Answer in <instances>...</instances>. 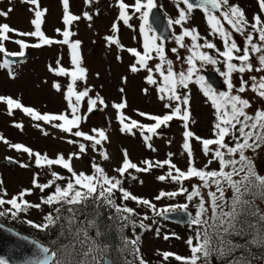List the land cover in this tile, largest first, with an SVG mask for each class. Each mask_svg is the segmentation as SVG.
<instances>
[{
  "label": "snow or ice",
  "instance_id": "obj_1",
  "mask_svg": "<svg viewBox=\"0 0 264 264\" xmlns=\"http://www.w3.org/2000/svg\"><path fill=\"white\" fill-rule=\"evenodd\" d=\"M21 2L33 6L29 10L33 12L30 23L34 30L24 32L8 23H0V68L9 69L10 78L14 79L15 73L11 68L15 61L4 57H23L24 50L29 47L52 44L68 46L73 67L71 69L63 67L59 59L55 68L49 67V70L56 75L70 78L64 97L68 107L59 113H42L31 106H25L18 98L5 95H0V103L6 105L10 116L14 115L16 110H20L34 121H42L69 134L72 138L68 139L67 143L75 145L78 149L69 153L67 157L61 153L55 158H50L47 154L34 152L20 143H10L0 136V141L8 144L10 148L35 157V166L48 168L52 177L46 183H40L39 173H36L32 188L22 189L8 199H5L8 196L6 188L0 187V216L10 215L16 218L32 208L39 210L47 205L53 210L43 216L41 223L32 220H28L27 223L39 231L59 226L62 236L71 237L68 245L61 244L57 248L45 246L38 240H31L30 243L36 251L24 264H116V261L110 257L111 246L105 239L107 225L101 217L100 209L112 208L114 214L107 219L118 223L121 230L129 224L134 231L137 227L151 228V225L143 223L144 220L150 219L147 213L143 214L139 224L132 219L140 216V213L135 208L129 207L125 203L127 201L147 208L156 216L169 218L170 214L179 211L187 217L183 222L187 223L194 232V235L185 241L191 255L185 257L164 251L161 253L163 261L174 258L180 264H218V262L254 264L257 259L264 260V255L254 254L252 251L253 248L264 250V208L260 206V203H264V175L259 174L255 165V157L261 149H264V106L250 113L253 98L244 95L251 91L259 102H264V75L253 74L247 79L244 78L245 73H264V0H258L260 11L254 14L251 20L248 19L244 9L232 0H174L177 16L167 18L166 31L173 30L176 26L180 28V32L174 33L176 47L171 49L166 48L168 36L154 26V10L160 7L157 0H134L131 4L126 3L125 0H116L119 13L112 25L113 33L119 32V22L132 28L130 21L139 14L138 18L141 21L139 31L143 37L142 51L137 48H125L116 35L106 36L105 40L109 45H117L135 58L129 70L132 73L146 71L148 73L145 77L146 82L157 86L158 98L167 101L164 107L168 109L162 115L138 112L139 116L152 121L144 124L126 115L124 111L128 107L126 99L113 103L112 107L116 110V118L121 126L120 131L135 135L134 129L138 130L146 146L155 151L151 143L153 136L159 135L158 130L168 126L174 119L180 120L185 128L182 149L188 158L186 169H181L173 162L171 153L169 158L162 161L146 159L141 162L144 167H140L132 162L125 150L120 167L114 170L116 176H110L98 163L91 164V173L77 172L73 167V160L80 159L89 149L94 152L99 150L104 160L110 158L102 147L103 143L109 140L107 131L103 128H93L85 132L81 127L87 119V114L92 113L98 106L108 107L99 93L94 97L89 95L92 91L90 87L77 90V81L85 83L87 81V69L82 66L79 51L82 42L71 39L74 35L71 25L79 21L81 16L69 11V0H62L64 10L62 19L66 27L63 31L56 30L63 37L57 40L48 37L42 30L47 10L41 8L40 0H21ZM86 3L91 4L93 0H86ZM13 10L12 7L0 10V17L7 19ZM196 10L203 13L212 39L201 36L198 28L189 26ZM82 15L89 21L93 19L88 12ZM236 35L243 37V45L234 38ZM25 37L37 38L39 42L30 44L24 39ZM216 38L222 42L223 50L215 42ZM186 39H190L191 43H186ZM6 42L15 43L20 51L10 52ZM180 49H184L188 54L181 55ZM169 52L174 54L176 61L179 62V70L169 58ZM152 61L158 62L151 64ZM221 64L224 70L221 71L219 68L216 70L224 78L226 90L216 89L202 74L206 66ZM234 73L240 74L238 85L234 82ZM156 74L159 75V79ZM123 80L126 83L127 78ZM191 84L199 86L200 91L215 110L216 119L212 138L197 136L189 128ZM53 86L57 91H61L58 82ZM120 91L123 93L125 90L121 88ZM143 91L147 93L148 90ZM85 99L88 105L87 113H82L81 106ZM15 126L22 128V124L19 123ZM36 126L40 127L39 124ZM193 140L201 144L203 154L209 158L203 167H198L196 164L192 148ZM213 163L218 164V168H210ZM56 166L65 169L70 175L65 177L52 170ZM21 167L27 168L30 165L21 164ZM164 167H167L166 174L158 176L157 179L162 182L169 181L178 187L174 191L161 190L153 200H172L182 196L184 203L158 208L153 200L137 196L124 187L126 178H137L131 176L129 170L147 173L154 168ZM193 179L198 180L199 183L192 184L190 188L185 187V182ZM57 181H66V183L61 184ZM2 185L3 180L0 179V186ZM33 189H39L42 193L47 189L54 190L46 196H41L40 203L34 204L25 199L32 194ZM117 198L121 203H117ZM190 206L195 208L194 214L189 211ZM157 235H159L158 228ZM169 238L170 235L166 233L164 239ZM120 239L122 251L133 257V260H126L125 264H134V261L138 264H149L141 254L138 233L134 237L122 234ZM0 264H11V262L0 256Z\"/></svg>",
  "mask_w": 264,
  "mask_h": 264
},
{
  "label": "rangeland",
  "instance_id": "obj_2",
  "mask_svg": "<svg viewBox=\"0 0 264 264\" xmlns=\"http://www.w3.org/2000/svg\"><path fill=\"white\" fill-rule=\"evenodd\" d=\"M125 2L131 4L134 0H125ZM232 2L239 4L244 9L249 20L260 11L258 0H232ZM157 4L160 6L158 9L163 13L166 20L168 17L175 18L177 16L174 0H157ZM40 6L42 9L47 10L42 30L50 38L62 39V35L56 31L57 29L63 31L66 27L62 19L64 15L62 0H40ZM8 7H12L14 10L7 19L0 17V23H8L13 28L24 32L34 30L33 25L30 23L33 19V12L29 10L33 7L32 5L22 3L21 0H0V10H7ZM69 11L74 15L81 16L79 21H75L71 25V31L74 33L71 39L82 42L79 51L82 57V66L87 69V81L86 83L77 81V90L90 87L92 89L90 96L94 97L96 93H99L108 104L107 108L98 106L92 113L87 114V119L82 123L81 127L85 132H89L93 128H103L107 131L109 140L104 142L102 147L110 157L108 160H104L99 150L94 152L89 149L80 159L73 160L75 171L91 173V164L98 163L104 167L110 176H116L117 173L114 170L120 167L125 150H127L132 162L140 167H144L141 162L146 159L162 161L169 158L171 153L173 154L171 156L173 162L181 169H186L188 158L182 149L183 132L185 131L182 121L174 119L168 126L158 130L159 135L153 136L151 140L155 149L153 151L146 146V142L138 130L134 129L135 135L120 131L121 126L116 118L117 113L112 107L113 103H119L122 99H126L128 104V107L124 110L126 115L132 119L142 121L144 124L152 123V121L139 116L138 112L162 115L168 111L164 107L167 101H161L158 98L157 86L146 82L145 77L148 73L146 71L132 73L129 70V66L134 62L135 58L119 46L109 45L105 40L106 36L116 35L120 44L125 48H137L142 51L143 37L139 31L141 23L138 18L139 14H136L130 21L133 25L132 28L124 25L123 22H119V32L113 33L112 25L117 20L119 13L116 0H93L91 4L86 3V0H69ZM84 12L91 14L93 19L89 21L83 18L82 14ZM189 26L198 28L201 36L212 39L209 36V28L201 11L196 10L193 13ZM179 32L180 28L174 26L172 30L173 36L166 43L167 49L176 47L174 33ZM234 38L243 45V37L236 35ZM24 39L30 44L39 42L34 37H25ZM185 42L191 43L190 39H186ZM215 42L223 50V44L219 38H216ZM6 47L10 52L20 51L19 46L12 42H6ZM24 52L30 53L29 59L24 63L12 65L11 71L15 73L14 79L10 78L9 69L0 68V95L18 98L25 106H31L42 113H59L67 109L68 105L64 97L70 78L56 75L49 70V67L55 68L59 59L63 67L71 69L73 65L69 47L62 44L42 45L40 47H29ZM180 53L183 56L188 54L184 49H180ZM169 58L174 61L175 67L179 70L180 64L176 61L175 55L169 52ZM253 60L255 62V57H253ZM157 62L152 61L151 64ZM184 67H187V65H184ZM217 68L221 71L224 70L222 64L217 66L208 65L202 70V74L214 71L220 75L216 70ZM253 74L257 76L264 75V73H245L244 78L247 79L249 75ZM156 75L159 79V75ZM125 77L127 78L126 83L123 80ZM239 77V73H234V82L237 85L239 84ZM221 78L224 81L222 76ZM57 82L61 85V91H57L53 86ZM121 88L125 90L123 93L120 91ZM144 89L148 90L147 93L143 91ZM189 91L191 97L189 128L195 135L209 138L213 132V124L216 119L215 110L211 102L200 91L198 85L191 84ZM244 95L253 98L252 108L249 109L250 113H254L256 108L264 106V102H259L253 92L249 91ZM87 108V99H85L81 106V112L87 113ZM17 123L22 124V128H17L15 126ZM37 124L40 127H37ZM45 132L47 135H45ZM0 136H3L10 143H20L34 152L47 154L50 158H55L61 153L67 157L69 153L78 151L75 145L67 143V140L72 138L69 134L42 121H34L20 110H16L14 115L10 116L4 103H0ZM192 148L197 166L203 167L209 158L203 154L201 144L193 140ZM6 161H11L13 165H7ZM21 164H28L30 167H21ZM255 165L259 174L264 175V149H261L255 157ZM210 168H218V164L213 163ZM52 170L65 177L70 175L65 169L58 166ZM50 171L48 168H37L35 166V157H30L27 153L12 149L8 144L0 141V179L3 180V185L0 187L7 190L8 196L5 199L11 198L12 195L22 189L32 188L33 177L36 173H39V182L46 183L45 180L50 177ZM129 172L131 176L137 178H126L128 182L124 183V187L137 196L153 200V197L161 190L174 191L177 188L174 183L169 181L162 182L157 179L158 176L166 174L167 167L154 168L147 173H137L134 170H129ZM186 182L188 183L186 187L189 188L192 184L199 183L196 179ZM57 183L63 184L66 181H58ZM40 198L41 195L36 190L25 197V199L34 204L40 203ZM184 202L185 200L182 196L172 200H153V203L158 208ZM141 207L136 210L140 213V216H135L138 219V224L143 214L147 213L150 217V219L144 220L143 223L151 225V228H145L147 233L139 236L141 254L145 260L149 261V264H175L174 258H170L169 261H163L161 253L164 251H170L185 257L191 255L189 246L185 242L190 236L194 235L189 225L180 228L181 226L177 227L166 223L161 219V216H156L147 208ZM189 211L194 214L195 208L190 206ZM45 212L44 208L39 210L32 208L27 216L19 214L18 217L12 218L13 220L6 219L8 221L16 220L20 222L21 226L38 230L33 228L27 221L32 220L35 223H41L43 216L46 214ZM153 221L158 222L156 227ZM157 228L159 229V235H157ZM166 233L170 235L167 240L164 239ZM173 233L175 235H172ZM128 237H134V234L129 233ZM127 257L129 259L133 258L130 255H127ZM120 260V264H125L124 256L120 255ZM256 264H264V261H257Z\"/></svg>",
  "mask_w": 264,
  "mask_h": 264
},
{
  "label": "trees",
  "instance_id": "obj_3",
  "mask_svg": "<svg viewBox=\"0 0 264 264\" xmlns=\"http://www.w3.org/2000/svg\"><path fill=\"white\" fill-rule=\"evenodd\" d=\"M212 133H211V137H209V138H212ZM51 178L52 177L50 174V177L48 179H46L45 181L47 182ZM127 182H128V179L127 180L125 179L124 183H127ZM187 184L188 183L185 182V187L187 186ZM177 187H178V185H177ZM34 190L39 191V189H33V191ZM53 190L54 189H51V190L47 189V190H45V192L42 193L39 191V193L41 196H46L49 192H51ZM117 197H119L118 193H117ZM117 203H121V201L118 198H117ZM125 203H127L129 207L135 208L136 210L141 207V206H137L132 201H127ZM258 203H260V202L258 201ZM260 204H261L262 208H264V203H260ZM44 206L42 207V209L44 208V210L46 211L45 213H48V212L53 210L51 207H49L47 205H44ZM5 207H8V206L5 205ZM53 207H55V206H53ZM100 213H101V217L104 218L105 225H107L105 239L107 240L108 244L111 246V252H110L111 259L116 261V264H120V261H121L120 255L125 257L124 262L126 260H130V259L133 260V258L129 259L127 257V255H124L125 251H122V242L120 239L122 234L125 236H128L129 233L135 234V231L133 230L132 225L129 224L127 227H125L121 230L118 223H116L113 220L107 219L109 216H112L114 214V210L110 207L101 208ZM28 214H29V211L27 213H21L20 215L27 216ZM6 218L13 220L12 219L13 217H10V215L0 216V223L7 226V227H10L11 229H14L15 231L33 239V240L40 241L41 243L45 244V246L57 248L61 244L68 245L71 242V237L61 235L62 230L60 229L59 226L50 227L48 230L41 232V231H38L35 229H31L27 226H21L20 222H18L16 220L15 221H8ZM132 219L135 220L138 224V219L136 217H133ZM252 251L254 254L259 253L260 255H264V250L253 248ZM239 254L240 253L238 252L237 255H239ZM257 261H260V260L259 259L255 260L254 264H256ZM134 264H138V262L134 261ZM218 264H223V262H218Z\"/></svg>",
  "mask_w": 264,
  "mask_h": 264
},
{
  "label": "water",
  "instance_id": "obj_4",
  "mask_svg": "<svg viewBox=\"0 0 264 264\" xmlns=\"http://www.w3.org/2000/svg\"><path fill=\"white\" fill-rule=\"evenodd\" d=\"M155 13V27L166 36H168L167 42L172 38V30L166 31L167 23L163 13L156 9ZM166 42V43H167ZM10 60H14L15 63H24L29 59L28 54H24L23 57H4ZM206 80L211 83L218 90H225V86L219 75L212 72L203 73ZM7 165H13L11 161H6ZM187 217L180 213L170 214L169 218L162 217V220L176 225H188L184 223ZM137 233L140 232L139 229L136 230ZM33 240L25 235H22L11 228H8L0 223V256L5 257L10 260L11 264H24L25 261L33 257L36 249L30 243Z\"/></svg>",
  "mask_w": 264,
  "mask_h": 264
},
{
  "label": "flooded vegetation",
  "instance_id": "obj_5",
  "mask_svg": "<svg viewBox=\"0 0 264 264\" xmlns=\"http://www.w3.org/2000/svg\"><path fill=\"white\" fill-rule=\"evenodd\" d=\"M165 222V221H164ZM166 223H168V222H166ZM169 224H171V223H169ZM158 225V222H155L154 223V226L156 227ZM172 225H175V226H177V227H180V228H184V227H187L188 225H176V224H172ZM137 229H139L140 230V232L138 233L139 234V236L140 235H142L143 233H147V231L145 230V229H140V228H138L137 227ZM137 234V232L135 231V234H134V236ZM139 247H140V244H139ZM124 255H128L126 252L124 253ZM186 255V254H185ZM175 262V264H180V262H178V261H174Z\"/></svg>",
  "mask_w": 264,
  "mask_h": 264
}]
</instances>
